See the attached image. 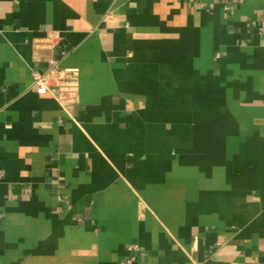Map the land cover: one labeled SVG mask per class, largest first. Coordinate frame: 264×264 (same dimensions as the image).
<instances>
[{"label": "crops", "instance_id": "obj_1", "mask_svg": "<svg viewBox=\"0 0 264 264\" xmlns=\"http://www.w3.org/2000/svg\"><path fill=\"white\" fill-rule=\"evenodd\" d=\"M0 264H264V0H0Z\"/></svg>", "mask_w": 264, "mask_h": 264}, {"label": "built area", "instance_id": "obj_2", "mask_svg": "<svg viewBox=\"0 0 264 264\" xmlns=\"http://www.w3.org/2000/svg\"><path fill=\"white\" fill-rule=\"evenodd\" d=\"M49 35L48 44L56 46L60 43L62 38L58 31H52ZM74 73V69L61 67L59 59L51 58L50 67L47 71L34 72L33 88L39 94L54 92L62 104L73 103L77 100L78 96Z\"/></svg>", "mask_w": 264, "mask_h": 264}]
</instances>
